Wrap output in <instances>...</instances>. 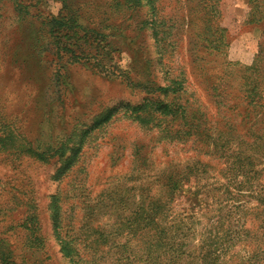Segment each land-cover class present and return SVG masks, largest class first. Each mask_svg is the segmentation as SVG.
I'll use <instances>...</instances> for the list:
<instances>
[{
  "label": "rangeland",
  "instance_id": "374dc122",
  "mask_svg": "<svg viewBox=\"0 0 264 264\" xmlns=\"http://www.w3.org/2000/svg\"><path fill=\"white\" fill-rule=\"evenodd\" d=\"M0 264H264V0H0Z\"/></svg>",
  "mask_w": 264,
  "mask_h": 264
},
{
  "label": "trees",
  "instance_id": "16d2710c",
  "mask_svg": "<svg viewBox=\"0 0 264 264\" xmlns=\"http://www.w3.org/2000/svg\"><path fill=\"white\" fill-rule=\"evenodd\" d=\"M77 57H78V56H77ZM171 110H172V109H171V107H170L169 105H166V106H165V111H169V112H170Z\"/></svg>",
  "mask_w": 264,
  "mask_h": 264
}]
</instances>
